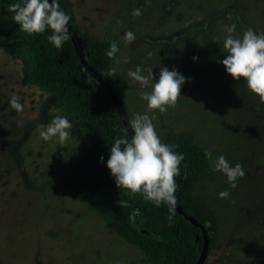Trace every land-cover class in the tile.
Instances as JSON below:
<instances>
[{"label":"rangeland","instance_id":"obj_1","mask_svg":"<svg viewBox=\"0 0 264 264\" xmlns=\"http://www.w3.org/2000/svg\"><path fill=\"white\" fill-rule=\"evenodd\" d=\"M70 2L82 29L119 42L111 70L129 120L134 113L155 111L160 137L190 132L207 150L211 176L200 194L219 230L203 264H264V101L219 63L225 55V25H236L234 35L249 26L264 32V0ZM127 31L134 33L130 41L123 35ZM6 34H13L12 25L0 9V264H146L135 246L88 210L59 178L70 169L82 133L72 126L63 144L40 137L37 125L50 123L59 112L40 89L20 81ZM136 65L145 75L153 68L154 78L161 66H175L191 79L174 106L160 113L148 109L139 95L150 85L141 90L128 77ZM13 97L22 104L20 110L10 103ZM221 154L244 168L235 187L214 170ZM223 189L229 195L220 198Z\"/></svg>","mask_w":264,"mask_h":264},{"label":"trees","instance_id":"obj_2","mask_svg":"<svg viewBox=\"0 0 264 264\" xmlns=\"http://www.w3.org/2000/svg\"><path fill=\"white\" fill-rule=\"evenodd\" d=\"M16 2L0 0V9L12 25L13 34H6L4 42L10 59L19 63L20 81L40 89L48 104L59 115L67 116L72 126L82 133L80 143L73 147L70 169L61 171L59 178L88 210L135 246L146 264H195L202 248L199 226L176 211L173 222L168 223L166 204L157 207L138 192L119 189L110 170L100 160L101 156L107 160L116 137L129 136L109 93L85 71L70 36L57 49L47 39L50 29L31 34L21 30L13 19L14 10L9 8ZM58 2L70 17L69 23L79 38L86 63L111 86L130 121L120 82L111 70V62L119 51L113 57L105 54L111 41H116L120 50L119 42L111 36L90 35L79 25L70 0ZM160 138L162 142L175 144V150L184 154V161L179 165L181 176L175 178L181 184L176 192L177 203L205 226L209 252L210 246L216 244L219 226L213 210L200 194L211 176L208 152L190 132L170 133Z\"/></svg>","mask_w":264,"mask_h":264},{"label":"clouds","instance_id":"obj_3","mask_svg":"<svg viewBox=\"0 0 264 264\" xmlns=\"http://www.w3.org/2000/svg\"><path fill=\"white\" fill-rule=\"evenodd\" d=\"M14 10L13 19L19 28L29 34L44 33L48 41L59 49L63 42L69 39V15L61 8L58 0H22L9 5ZM139 14V9L134 10ZM235 24L225 25L223 49L225 55L219 60L225 71L233 79L243 78L250 91L257 94L264 101V32L254 30L251 26L244 29L242 34L234 35ZM124 38L132 40L134 33L127 31ZM119 51L116 41L109 42L105 54L113 57ZM150 54V53H149ZM197 57L193 56V60ZM153 68L145 70L136 65L129 69L128 77L138 82L139 89L150 85V90L139 91V95L147 102L148 109L163 113L168 107L174 106L180 90L186 80L175 66H161L158 73ZM10 103L16 110L22 108L20 101L13 97ZM156 112L134 113L133 118L127 121L125 129L130 136L116 137L110 145L107 160L101 156L100 160L110 170L116 186L125 188L133 193H140L142 198L159 207L162 203L168 206L167 222H173L177 206L176 192L181 184L175 179L181 176L179 165L184 161V154L176 151L175 144L162 142L153 121ZM39 135L47 141L55 137L63 144L70 135L72 123L65 115H56L46 125H37ZM210 155V154H209ZM214 170L226 175L230 186L235 187L237 178L245 175L240 163L230 164L224 155L216 157ZM218 197L229 195L227 189L217 193ZM135 214V213H134Z\"/></svg>","mask_w":264,"mask_h":264},{"label":"water","instance_id":"obj_4","mask_svg":"<svg viewBox=\"0 0 264 264\" xmlns=\"http://www.w3.org/2000/svg\"><path fill=\"white\" fill-rule=\"evenodd\" d=\"M69 31H70L69 36L71 38V41H72L74 48H75V51L78 54L79 59L83 65L85 71L89 75H91L93 78H95L97 81H99V83L102 85V87L109 93V95H110V97H111V99H112V101L116 107V110L118 111L119 117H120V119H121V121L125 127L127 125L128 120H127V114L125 112L123 105L119 101L117 95L112 90L111 86L103 79V77L97 71H95L93 68H91L86 63L85 58L83 56L82 47L80 45L79 38H78L77 34L75 33V31H74V29L70 23H69ZM128 134L130 136V133H128ZM175 211L177 213L182 214L185 218L189 219L195 225L199 226V228L201 230V234H202V248H201L200 254H199L195 264H203L205 259H206L207 254H208V247H209L208 234H207L205 226L200 224L196 219H194L193 216L181 204L177 203Z\"/></svg>","mask_w":264,"mask_h":264},{"label":"flooded vegetation","instance_id":"obj_5","mask_svg":"<svg viewBox=\"0 0 264 264\" xmlns=\"http://www.w3.org/2000/svg\"><path fill=\"white\" fill-rule=\"evenodd\" d=\"M44 109H45V107H44ZM44 109H43V107L41 108V110H40V111H41V113L43 112V110H44ZM11 153H12V152H11Z\"/></svg>","mask_w":264,"mask_h":264}]
</instances>
